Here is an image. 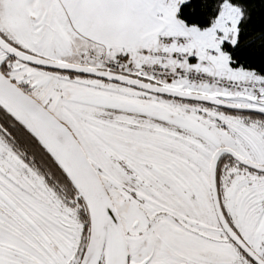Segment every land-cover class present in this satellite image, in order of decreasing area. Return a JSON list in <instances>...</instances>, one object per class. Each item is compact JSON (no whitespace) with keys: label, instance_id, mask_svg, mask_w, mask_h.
<instances>
[{"label":"snow or ice","instance_id":"snow-or-ice-1","mask_svg":"<svg viewBox=\"0 0 264 264\" xmlns=\"http://www.w3.org/2000/svg\"><path fill=\"white\" fill-rule=\"evenodd\" d=\"M0 264H264V0H0Z\"/></svg>","mask_w":264,"mask_h":264}]
</instances>
